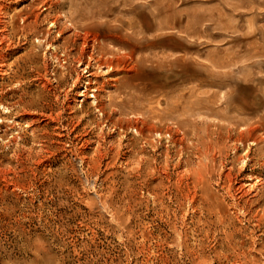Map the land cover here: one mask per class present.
Returning <instances> with one entry per match:
<instances>
[{
  "label": "rangeland",
  "instance_id": "1",
  "mask_svg": "<svg viewBox=\"0 0 264 264\" xmlns=\"http://www.w3.org/2000/svg\"><path fill=\"white\" fill-rule=\"evenodd\" d=\"M0 4V264H264V186H238L264 180V0ZM85 31L147 56L138 74L93 63L103 111L75 95Z\"/></svg>",
  "mask_w": 264,
  "mask_h": 264
},
{
  "label": "bare ground",
  "instance_id": "2",
  "mask_svg": "<svg viewBox=\"0 0 264 264\" xmlns=\"http://www.w3.org/2000/svg\"><path fill=\"white\" fill-rule=\"evenodd\" d=\"M9 1V0H8ZM20 1V0H19ZM39 1V0H38ZM49 2V1H48ZM53 2V1H52ZM184 2V1H183ZM182 2V3H183ZM189 2V1H188ZM56 3V2H55ZM179 3V2H178ZM43 4H44V0H43ZM52 4V3H51ZM59 4V3H58ZM41 5V4H39ZM9 6V5H8ZM8 6L6 4H3L1 5L0 4V44L1 43H7L9 44L10 40V33H9V30L7 28V25L8 22L6 21V9L8 8ZM46 4L44 5L43 9L46 10L47 7H45ZM51 6V5H50ZM10 7V6H9ZM12 7V6H11ZM26 7V6H25ZM38 7V6H37ZM54 7V6H53ZM173 7V6H172ZM170 7V8H172ZM28 8V7H27ZM41 10H42V7H40ZM123 9V8H122ZM14 10V9H13ZM180 10V9H179ZM11 11V10H10ZM35 11V10H33ZM39 12V11H38ZM50 12V11H49ZM162 12V9H157L156 10V16L160 15ZM8 13V12H7ZM36 13V12H35ZM42 13V12H41ZM40 14V12H39ZM11 15V14H10ZM9 15V16H10ZM18 15V14H17ZM16 15V16H17ZM31 15V14H30ZM178 15V14H177ZM15 16V17H16ZM21 16V15H20ZM27 16V15H26ZM29 16V15H28ZM38 16V15H36ZM44 16V15H43ZM56 16V15H55ZM52 17V16H51ZM22 18V17H21ZM35 18V17H33ZM50 18V17H48ZM166 22L167 23H170V19H169V16L166 15ZM8 19V18H7ZM20 19V18H19ZM32 19V18H31ZM11 20V19H10ZM50 20V19H49ZM14 21V20H13ZM61 20V17H55L54 19H51L50 20V27L51 29L49 28L48 33L50 32H53V30L57 29V33L59 35V37H61L63 31L61 30H58V26H59V23H60ZM17 22V21H16ZM26 22V21H25ZM157 24V23H156ZM69 25V24H68ZM23 26V25H22ZM49 26V25H48ZM66 26V25H65ZM71 27V26H70ZM155 27H158V26H155ZM25 28V27H24ZM67 28V27H66ZM71 28H74V30H78V27H71ZM70 28V29H71ZM144 28V27H142ZM153 30H154V27H152ZM69 29V30H70ZM161 29V28H160ZM157 30V29H155ZM160 31V30H159ZM79 33V31H77ZM186 32V31H185ZM71 33V32H70ZM81 33V32H80ZM82 38H81V41H82V47L80 50L77 51V56L76 58L74 59V61L76 62L77 66L74 68V71H76V78H75V81L74 83L76 85H78L76 88V94L77 97H81L82 99L80 100L81 102L83 101H86V98L89 99V98H92V102L93 104H97V108H99L100 111H103L105 109V103H102L101 102V99L99 98V91L100 90H104V89H107L109 86H108V83H109V78L108 79H104V80H100L101 78H99L100 76L98 75L97 72H94L95 68L93 67V63H95L96 67L98 68V70H101V68L105 65V66H108V69L107 71H126V72H135V73H139L140 71H143V68L145 66V61L147 60V56L144 57L143 56H139V57H136L135 56V52H136V49L134 47H118L117 50H107V48L103 47V46H99V48L97 47V43H100L99 42V39L98 37L96 36H93L90 32L88 31H85L84 33L82 32ZM157 34V33H156ZM154 34V35H156ZM96 35V34H95ZM20 40V39H19ZM55 40V39H54ZM5 41V42H4ZM14 41V40H12ZM42 41V40H41ZM44 42H46V38H44ZM56 42V41H55ZM108 42V41H107ZM73 43V41H72ZM12 44V43H11ZM46 44L50 47V49L54 50L56 49V46L54 45V43L51 41V42H46ZM3 45V44H2ZM10 45V44H9ZM44 45V44H43ZM101 45V44H100ZM1 46V45H0ZM6 46V45H5ZM4 46V48H5ZM8 47V46H7ZM21 47V46H20ZM47 47V46H46ZM122 48L124 51L123 52H119L121 51ZM8 49V48H7ZM6 49V50H7ZM17 49V48H16ZM49 49V50H50ZM72 48H69V50H67L66 48L63 50V53L60 54L61 56H63L61 59V63H66L67 60H68V55L71 54V50ZM98 49V50H96ZM110 49V48H109ZM5 50V51H6ZM10 50V49H9ZM162 51V50H161ZM1 52V51H0ZM46 52V51H45ZM62 52V51H61ZM5 53V52H4ZM9 53V52H8ZM28 53V52H27ZM43 53V52H42ZM95 54H97V56H95ZM46 55V54H44ZM51 56H53L54 58H57L56 54L54 53V51H50V54ZM4 57V55L2 53H0V67H3L4 63L2 60V58ZM7 57V55H6ZM60 57V56H59ZM70 57V56H69ZM188 57V56H187ZM190 57V56H189ZM188 57V58H189ZM43 58V57H42ZM177 59V58H176ZM32 60V59H31ZM162 60V59H161ZM177 61V60H176ZM192 61V59H191ZM152 62V61H151ZM174 62V61H173ZM155 63V62H154ZM186 63V62H184ZM13 64V63H12ZM7 65V64H6ZM71 65V64H70ZM45 68V67H44ZM2 69V68H1ZM4 70V69H2ZM2 71H0L1 73ZM4 73V72H3ZM1 73V74H3ZM75 73V72H74ZM5 74V73H4ZM39 74V73H38ZM112 73L111 72H108L106 75L109 76L111 75ZM40 75V74H39ZM42 75V73H41ZM52 75V74H51ZM116 75V74H115ZM44 76V75H43ZM64 76V75H62ZM106 76V77H107ZM112 76V75H111ZM109 76V77H111ZM4 77V76H3ZM6 77V76H5ZM41 77V76H40ZM75 77V76H74ZM73 77V78H74ZM47 78V77H44V79ZM105 78V77H104ZM51 80V79H50ZM111 80V79H110ZM43 81V80H41ZM46 81V80H45ZM49 81V80H48ZM47 81V82H48ZM112 82V81H111ZM114 82H117V80L114 79ZM43 83V82H42ZM46 83V82H45ZM113 83V82H112ZM110 83V85L112 84ZM49 84V83H48ZM45 85V84H43ZM42 86V84H41ZM73 86V84H72ZM111 86H113V88L116 86L114 84H112ZM44 87V86H43ZM50 86H48L49 88ZM112 88V87H111ZM112 88V89H113ZM50 89V88H49ZM110 90V89H109ZM75 91V90H74ZM66 96V95H65ZM105 96V94H104ZM109 96V95H108ZM73 97V96H72ZM74 98V97H73ZM106 98V97H105ZM74 100V99H73ZM77 100V99H75ZM79 101V102H80ZM104 102V101H103ZM111 103H113L112 99H111ZM71 104V103H70ZM25 107V106H24ZM112 107V106H111ZM110 107V108H111ZM72 110V109H71ZM24 111V110H23ZM114 113V112H113ZM39 114V113H38ZM37 114V115H38ZM43 114V113H42ZM31 115V114H30ZM36 115V114H35ZM44 115V114H43ZM41 116V115H40ZM43 117V116H42ZM41 117V118H42ZM52 118V117H51ZM45 119V118H44ZM23 120V119H22ZM139 121V119H138ZM14 122V121H13ZM135 122V120H134ZM235 122V121H234ZM151 124V123H150ZM135 125V123L133 124V126ZM149 126V125H148ZM135 127V126H134ZM153 127V126H152ZM228 128V127H227ZM135 129L138 130L137 127H135ZM222 129V128H221ZM233 129V128H232ZM243 129V128H242ZM227 130V129H226ZM156 135L159 134L161 135V132L160 131H156ZM179 132V131H178ZM225 132V131H224ZM228 133V132H227ZM34 134V133H33ZM250 134H253L252 132ZM254 135V134H253ZM217 138L216 139V145L218 146L220 143H223V140H225L226 137H224V134L222 132H220L219 134H217L216 136ZM232 137V136H231ZM253 138V136H252ZM183 139V138H182ZM181 140V139H180ZM205 140V139H204ZM245 140V137L243 134H241L239 136V138L237 139H230L229 141H234V143H239V144H243ZM255 141V139H253ZM206 141V140H205ZM213 141V140H212ZM212 141L210 140L207 144L203 145L202 148H199V151L201 152V157L204 156V158H209V155H210V151L213 149L214 146H216L214 143H212ZM252 142V144H255V142ZM261 141V139H260ZM228 142V141H227ZM226 143V142H225ZM201 144V143H200ZM98 145V144H97ZM226 145V144H225ZM233 145V144H232ZM197 146V145H196ZM100 149V148H99ZM233 149L234 150H238V146L236 144H234L233 146ZM246 149V148H245ZM255 149V148H254ZM233 150V151H234ZM247 152V150H246ZM215 153V152H214ZM197 154V153H196ZM221 155V154H220ZM246 155V154H244ZM240 156V154H239ZM211 157V156H210ZM241 159V158H239ZM239 159H237V161H240ZM246 159V158H245ZM244 159V161H245ZM214 160V159H213ZM212 160V161H213ZM248 160V159H247ZM251 160V159H250ZM219 161V160H218ZM243 161V160H242ZM243 161V162H244ZM214 162V161H213ZM238 165V164H237ZM242 165V163L240 164ZM247 166V165H246ZM239 167V166H238ZM244 167V166H243ZM241 167V168H243ZM184 168V167H183ZM229 168V167H228ZM240 168V167H239ZM182 170V169H181ZM186 170V169H185ZM214 171V170H213ZM241 171V170H240ZM197 175L201 178V176L203 175L200 170H196L194 171ZM215 172V171H214ZM228 172V171H227ZM181 173V172H180ZM187 173V172H186ZM190 174V173H188ZM237 174V173H236ZM225 175V174H223ZM241 175V174H240ZM231 176L230 172H228L226 174V177L229 178ZM235 176V175H234ZM238 176V175H237ZM244 176V175H243ZM253 176V175H252ZM250 175H246L245 177H241V180L238 181L239 183V189L240 191L242 192V194H251V193H255L253 195H258V192L263 188L264 186V180L263 178H261L260 176L259 177H252ZM256 176V175H255ZM198 178V177H197ZM196 178V179H197ZM234 178V177H233ZM183 179V178H182ZM253 180H255V182H253ZM180 182V181H179ZM231 183V178H230V182ZM234 183V182H233ZM228 185V183H227ZM234 186V185H233ZM233 186H230L233 187ZM237 186V185H236ZM228 188V187H227ZM235 190V188H233ZM238 189V188H237ZM238 189V190H239ZM237 190V191H238ZM228 192V190H227ZM232 193V192H231ZM236 195V194H235ZM247 196V195H246ZM251 196V195H250ZM193 197V196H192ZM239 197V196H238ZM234 198V197H233ZM242 198V197H241ZM240 199V198H239ZM240 201V200H239ZM253 206V205H252ZM238 207V206H237ZM251 211V210H250ZM264 211V209H263ZM238 213V212H237ZM256 214V213H255ZM261 214V213H260ZM256 216V215H255ZM257 220V219H256ZM257 225V224H256ZM263 232V231H262ZM264 233V232H263ZM259 236V235H258ZM233 237V234L230 235V238L232 239ZM259 240V239H258ZM252 245V243H251ZM256 245V244H255ZM234 250H237V248H233ZM242 251V250H241ZM246 252V251H245ZM250 252V251H249ZM248 252V253H249ZM260 252L261 253H264V247H260ZM257 253V252H256ZM235 254V253H234ZM240 254V253H239ZM244 258L247 257V254L246 253H243L242 254ZM241 256V255H240ZM238 257V256H237ZM247 259V258H246ZM245 259V260H246Z\"/></svg>",
  "mask_w": 264,
  "mask_h": 264
}]
</instances>
